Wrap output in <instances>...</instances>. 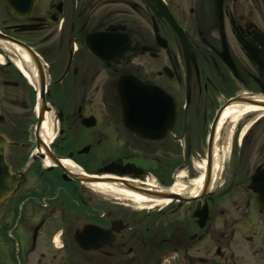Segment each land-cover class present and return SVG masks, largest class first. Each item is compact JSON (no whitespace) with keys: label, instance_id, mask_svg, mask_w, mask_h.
<instances>
[{"label":"flooded vegetation","instance_id":"1","mask_svg":"<svg viewBox=\"0 0 264 264\" xmlns=\"http://www.w3.org/2000/svg\"><path fill=\"white\" fill-rule=\"evenodd\" d=\"M40 1L37 0V5ZM158 1L161 9L149 0H82L75 5L73 0H50L42 10L43 15L34 16V9L32 18L24 20L11 16L7 9L9 16L19 23L4 27V33L18 34L17 27L33 24L34 18L43 20V26L28 34L58 30L57 40L53 41L55 57L49 66L54 87L51 110L57 120L50 153L71 161L85 174L98 175L105 166L114 164L130 168L127 177L131 180L149 181L159 187L168 185L171 181L167 156L171 147L177 148V143L183 141L186 152L190 153L191 142L209 141L216 115L230 101L264 98V0ZM163 13L169 14L181 30V41ZM80 15L84 21L77 27L76 19ZM134 18H143L149 30L140 27ZM155 32L161 41L156 39ZM96 33L104 34L100 43L107 48L104 60L95 58L85 48V37ZM123 34L132 45L120 58ZM123 93L139 97L136 102L146 104V111H137L140 107L136 105L132 107L133 113L124 114ZM125 125L138 131L144 128L152 139H141L128 132ZM0 135L9 144L6 161L12 173H20L24 179L11 197L0 204V220L5 211L34 217L35 201L48 211L30 230L32 248L21 261L42 264L46 254L35 251L33 231L40 227L39 233L51 223L56 199L53 194L65 188L71 194L76 191V197L82 200L77 208L82 215L88 204L79 193L82 186L66 178L59 168L31 171L38 180L44 179L49 184V190L33 182L28 170L36 160L42 159L34 153L31 159L26 156L30 145L24 141V133L3 116H0ZM207 152L206 145V158ZM259 156L262 162L253 166L245 182L235 180L233 173L227 186L220 185L200 199L181 203L190 206L191 219L180 227L181 235L189 229L192 234L188 241L200 243L208 233L214 236L210 232L213 230L215 260L223 259L222 264L228 259L231 264H237L233 253L225 257L222 252L234 241L243 242L244 264H264V213L257 208L258 195L250 182L254 171L264 168V153ZM49 174L55 180L48 179ZM54 181L64 184V189ZM113 221L122 222L110 219V213L105 212L85 225L109 229ZM122 224L124 229L115 234L112 244L98 251L79 249L72 236L68 258L90 264L92 254L122 264L129 257L126 263L132 264L137 257L134 243L138 241L134 233H127V224ZM55 234L50 238L53 245ZM167 241L160 240V246ZM180 247L179 264L187 255L182 241ZM63 249L64 246L57 251ZM176 251L174 248L163 251L153 264H160L168 253L176 254ZM49 258L52 263L56 255Z\"/></svg>","mask_w":264,"mask_h":264},{"label":"rangeland","instance_id":"2","mask_svg":"<svg viewBox=\"0 0 264 264\" xmlns=\"http://www.w3.org/2000/svg\"><path fill=\"white\" fill-rule=\"evenodd\" d=\"M73 1L75 5L82 0ZM48 3H50V0H41L35 7L34 16L43 15L42 10ZM132 20L143 29L149 30L143 18H134ZM83 21L84 18L80 15V17L76 19L77 27H80ZM18 23V21L9 16L3 0H0V32L5 34L4 27ZM57 31L58 30L49 29L48 31L35 34L8 33L10 36H13V38L25 44H29L46 65L47 85L49 88V90H47L46 100L50 108L53 103L52 97L54 95V87L52 88L53 83L49 75V66L53 57H55V49L53 47L55 42L53 43V41L57 40ZM0 56L3 58V62L0 63V116L5 117L6 121L10 119L13 125L22 130L24 133V141L30 145L29 151H26V156L31 159V154L34 153L35 150V97L27 81L9 61L8 57H10V55L0 49ZM2 81H4L3 83H6L7 86H4ZM51 112L54 116V111L51 110ZM251 120L252 117L247 118L233 130L229 142L228 153L223 164L217 187L220 185L227 186L233 173L236 174L235 180L237 179V181L245 182L253 166L262 162V158L259 154L264 153V117L251 124L247 128L245 134L240 138L242 128L250 123ZM56 122L57 120L54 117L53 125L55 134L57 127ZM206 133L207 130L205 131V134ZM54 142L55 139L48 146L52 152L53 150L51 147ZM177 145H179L177 148L176 146L170 148L167 156L170 170V186L179 175L185 176L186 181L193 180L197 176L194 165L206 160L207 141L191 142L192 149L190 153L186 152L183 141L177 143ZM187 155L189 157H187ZM33 166L32 169L28 170V174L34 180L33 182L37 181L44 189L49 190V184L44 181V179L38 180L33 173L36 168L43 172L51 168L45 167L44 162L39 160H36ZM31 171H33V173H31ZM189 174L192 176L188 177ZM46 177L55 180L51 174ZM54 183L56 186L64 189V184L59 181H54ZM65 189L53 194V197L56 199L50 217L51 223L46 225L38 233L36 239L35 251L38 254L41 250L42 253L46 254V257L42 260V264H81L76 262V259L68 258V249L72 246V236L74 232L80 230L83 225L93 222L98 214L105 212L110 213V219L121 220L124 224H127L129 228L127 233L129 235L135 234L136 240L138 241L137 244L134 243L137 245V257L136 261L132 264H153L155 259L163 251L168 252L169 248L176 249V254H173V252L168 253L169 256L165 261H163L164 258L161 259L160 264H179V251L182 247H180L181 241L186 247L184 248L187 252L186 257L181 259V264L223 263V259L215 260L216 247L214 242L215 232L213 230L210 232H213L214 236L208 233L205 239L200 243L196 240L188 241V236L192 234V231L189 229L186 230L184 236L181 235L180 227L183 223H190L191 220L189 205H181V203L172 202L169 206L161 210L162 213L158 214L157 212L159 209H138L130 203L114 200L82 186L79 193H82L83 201L88 204L86 206L87 209L82 215V212L77 210V208H79L78 204L82 201L81 198L76 197L78 193L75 191V193L71 194L70 190ZM32 205L36 213L34 217H28L25 214L23 216L21 212L15 215L9 214V212L6 211L4 212V217L0 220V224L2 223V232H0V264H22V256L32 248V234L30 230H32V227H34L43 216L48 214V211L42 210L36 201L33 202ZM54 233H56L54 238L60 235L59 241L55 243V245L51 244L50 241ZM160 240L171 241H167L165 242L166 244L160 246ZM129 242H133V240L130 239ZM62 246H64V249L58 252L57 249ZM224 248L222 252H224L225 257H229L230 253H233V261L237 264H244L242 258L245 254V250L242 241L230 242L229 248ZM53 254L56 255V258L50 263L49 255ZM90 255V264H115L112 259L106 260L104 257H94L92 254ZM127 258V260H129V257ZM200 259L202 261H200ZM127 260L122 261V264H127ZM228 263L231 264L229 259L228 262L224 264Z\"/></svg>","mask_w":264,"mask_h":264},{"label":"water","instance_id":"3","mask_svg":"<svg viewBox=\"0 0 264 264\" xmlns=\"http://www.w3.org/2000/svg\"><path fill=\"white\" fill-rule=\"evenodd\" d=\"M153 2L157 7L160 8V2L158 0H149ZM4 3L9 10L11 15H14L19 20H24L26 18H31L33 14V10L35 6L37 5V0H4ZM161 9V8H160ZM58 10H60V5L58 6ZM163 17L167 20L169 25L173 28L175 34L178 36V38L181 41V30L176 26L174 20L172 17L166 13H163ZM35 24H29V25H22L17 27L19 32L25 33V32H35L38 30L39 27L43 26L41 19H33ZM104 34L102 33H96L91 34L90 36L85 37L84 44L86 50L95 58L99 60H104L105 54L104 52L107 50L102 44H100L103 41ZM155 37L158 41H161L159 38V35L157 32H155ZM0 40L5 41L8 43H11L19 48H21L31 59L33 62L38 78H39V91L38 96L36 95V107H37V123L35 126V142H36V150L37 152L40 149V146L44 149V152L46 153L47 157L52 161L55 167L62 170L64 173V176L66 178H69L73 180L74 182H77L79 185H81L82 178L78 176H74L60 165V159L53 156L48 146L44 145L39 137L38 132L41 125V122L43 120V115L45 112H50L51 108L48 106V103L46 101V95H47V74L45 71V65L42 63V60L40 57L27 45L24 43L15 40L11 37H8L0 32ZM122 41V47L120 51V58H123L131 49L132 42L129 39V37L125 34L121 36ZM9 54V53H8ZM11 57V54H9ZM8 57V58H10ZM119 58V56H118ZM139 97L134 96L132 94H125L123 93L121 95V104L123 108L124 114H131L133 113L134 109H132L133 106H138L140 109L137 111H146V104H143L139 101L136 102V100ZM249 103V104H257L253 100L245 99V98H235L232 101L229 102L228 105L232 103ZM142 106L144 107L143 109ZM259 107L264 108V103L258 104ZM225 109V108H224ZM222 109L215 117L211 130L209 135V141H208V153H207V160H206V168H205V179L203 182V189L200 193V196L194 199H182L178 197L177 195H169L166 196L172 201L175 202H191L197 199H200L204 197L205 195L209 194L210 192L207 191L210 181H211V169H212V146H213V139L215 134V129L217 122L222 114ZM144 111V112H145ZM126 129L130 133L136 134L138 137L144 140H151L152 137H150L146 132L144 128L141 131H138L134 129L133 127H130L129 125H125ZM7 140L0 135V204L5 202L7 199L11 197L13 192L17 189L19 184L23 182V175L20 173H12L10 166L8 165L6 161V148L9 145ZM155 142V141H152ZM16 146V145H11ZM36 157L40 159H45V154L38 152ZM131 170L128 167L123 166H117L114 164H108L103 169L99 171L98 175H85L87 176L89 181L97 182V181H111V182H117L122 185L131 187V185L125 180L127 179V174H130ZM112 178V179H111ZM116 178V179H114ZM82 186V185H81ZM251 187L253 191L258 195L257 200V207L258 209L264 213V169L262 167H259L256 169L254 174L251 176ZM40 227H37L34 230L33 233V241L37 237V233ZM124 229V225L122 222L113 221L111 222L109 229H102L95 225H86L81 230L74 232L73 234V240L77 244V246L85 251V252H91V251H98L102 249L103 247L109 246L112 244L115 238V234H118L121 230Z\"/></svg>","mask_w":264,"mask_h":264},{"label":"bare ground","instance_id":"4","mask_svg":"<svg viewBox=\"0 0 264 264\" xmlns=\"http://www.w3.org/2000/svg\"><path fill=\"white\" fill-rule=\"evenodd\" d=\"M0 49L11 54L9 61L27 81L28 85L38 94L39 78L30 57L21 48L1 40ZM2 62L3 58L0 56V63ZM251 100L257 104L232 103L222 111L216 125L213 139L211 181L207 190L209 192L214 191L218 185L223 164L228 153L231 135L235 127L247 118L252 117L251 122L242 128L240 133L241 138L251 124L264 117V108L258 106V104L264 103V98L255 97L251 98ZM53 118L52 112H45L39 128L38 137L46 146H49L55 139L56 134L54 131ZM38 152L45 154V159L43 160L45 167H53L54 164L47 157L42 146H40ZM60 165L68 173L82 178L81 185L89 190L117 201L130 203L138 209L145 210L164 209L169 206L173 202L166 197L169 195H177L182 199H194L199 197L203 189L206 167L205 161L196 163L194 165V170L197 176L193 180L186 181L185 176L179 175L169 187H159L153 182H141L127 178L125 182L131 185V187H128L117 182H92L86 180L88 178L83 174L82 170L67 159L61 160ZM55 242L58 243L57 237H55Z\"/></svg>","mask_w":264,"mask_h":264},{"label":"trees","instance_id":"5","mask_svg":"<svg viewBox=\"0 0 264 264\" xmlns=\"http://www.w3.org/2000/svg\"><path fill=\"white\" fill-rule=\"evenodd\" d=\"M6 35L10 36L8 33H5ZM13 34H16V33H13ZM13 37V36H11ZM29 47H31L29 44H27ZM34 94V93H33Z\"/></svg>","mask_w":264,"mask_h":264}]
</instances>
